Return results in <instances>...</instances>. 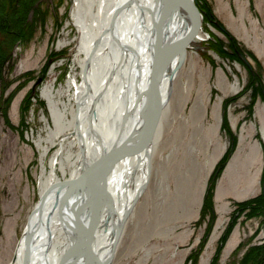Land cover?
Returning a JSON list of instances; mask_svg holds the SVG:
<instances>
[{"label":"rangeland","instance_id":"rangeland-1","mask_svg":"<svg viewBox=\"0 0 264 264\" xmlns=\"http://www.w3.org/2000/svg\"><path fill=\"white\" fill-rule=\"evenodd\" d=\"M204 1L256 59L242 51L240 63L212 50L211 41L218 38L228 45V37L206 19L195 0L202 39L189 40L177 69L151 173L123 223L113 264H212L235 215L217 264H240L252 248L264 244L262 218H248L249 209L239 212L238 205L260 196L263 189L264 0ZM74 8L75 0H0V19L7 26L14 22L18 30L7 34L0 29V43L12 46L11 58L0 70L10 83L4 91L0 83V264L11 263L24 237L42 196L43 168L55 171L56 186L73 180L71 163L76 156L71 161L67 157L81 150L78 144L71 146L73 130L51 142L56 128L42 93L50 85L57 100L78 109L76 86L89 67L81 64L85 54L79 48L81 32ZM20 33V39L11 38ZM254 73L255 86L262 88L258 95L251 86ZM236 82L239 89L234 92ZM224 119L237 147L216 183V219L210 226L209 216L202 219V209L209 179L230 145L229 133L222 128Z\"/></svg>","mask_w":264,"mask_h":264},{"label":"bare ground","instance_id":"bare-ground-1","mask_svg":"<svg viewBox=\"0 0 264 264\" xmlns=\"http://www.w3.org/2000/svg\"><path fill=\"white\" fill-rule=\"evenodd\" d=\"M159 11L157 0H75L73 18L81 32L80 52L85 54L81 64L89 67L82 84L76 86L78 109L71 102L57 100L50 85L42 93L56 128L51 132V142L73 130L71 146L78 144L81 150L76 155L70 152L67 157L71 161L76 156L71 163L73 182L98 168L100 157L107 155L116 141L135 138L133 134L141 125L149 91L157 78ZM191 35L198 41L202 39V20L196 10H178L171 20L160 22L162 49L171 40L188 41ZM181 63L178 56L174 58L160 78L162 109L151 127V135L144 136L136 146V154L124 156L109 172L106 182L93 190L90 214L72 218L71 226L80 233L79 240L83 239L82 245L93 264H113L123 238V223L149 179L151 160L159 147L163 121L170 112L169 99ZM232 89L236 92L239 84L234 83ZM38 144L42 146L41 140ZM55 162L54 158L52 167ZM61 164L65 172L66 165L63 161ZM58 180L54 170L47 173L43 168L40 193L44 195L56 187ZM62 198L51 192L41 210L36 205L29 221L33 236L29 259L26 261L24 236L10 264H72L79 259L60 219Z\"/></svg>","mask_w":264,"mask_h":264},{"label":"water","instance_id":"water-1","mask_svg":"<svg viewBox=\"0 0 264 264\" xmlns=\"http://www.w3.org/2000/svg\"><path fill=\"white\" fill-rule=\"evenodd\" d=\"M160 4V11L158 13L157 25L156 28L159 31L158 37L156 40L155 49L157 50V57L155 64L158 66L157 78L154 85L151 87L149 94L150 99L148 105L146 106V113L141 121V125L137 127L134 132L133 137L122 140L121 142L116 141L112 146L110 152L104 156V154L99 159L98 168L92 171L90 174H86L82 180L77 182L70 181L65 184H60L50 191L41 196L37 207L39 210L42 208V204L48 199V195L51 192H55V195L58 197L63 196L60 206V219L66 231L68 232V237L72 243V250L78 255V260L72 264H93V260L90 258L89 253L86 251L85 246L82 245L84 242L79 240L80 233L72 228L71 222L72 218L74 219L78 215L90 214L93 209L91 197L93 190L98 188L102 183L106 182V177L109 172L113 169L114 165L118 163L124 156H131L136 154V146L141 141L144 136L151 135V127L156 121L158 115L161 112L162 105L160 100V90L159 82L160 78L164 75L170 62L179 57V60L183 63L186 51L188 48V42L191 38L194 39L191 35L188 41L184 39L177 38L171 40L170 44L167 45L166 49H162L163 38L160 36V22L165 18L171 20L172 15L178 10H196L195 0H157ZM170 15V16H169ZM165 17V18H164ZM184 20L183 16H180ZM166 41V39H164ZM181 63V65H182ZM138 141V142H137ZM54 190V191H53ZM35 212V211H33ZM75 215V216H74ZM79 217V216H78ZM30 223V222H29ZM29 226L24 233L25 244H26V261L29 259L30 254V245L32 242V233H29Z\"/></svg>","mask_w":264,"mask_h":264},{"label":"trees","instance_id":"trees-1","mask_svg":"<svg viewBox=\"0 0 264 264\" xmlns=\"http://www.w3.org/2000/svg\"><path fill=\"white\" fill-rule=\"evenodd\" d=\"M197 1H198L197 2L198 8L205 15L206 19L208 21H210L213 25H215L216 27L221 29L226 34V36L228 37V41H229L228 45L225 44L222 40H219L218 38H216V40H214V41H211L210 48L212 50H214L216 53H218L220 56H222L225 59L228 58V59H231L233 61L240 62V63L243 62L242 58L240 57V53H242V51L245 54L247 53L248 55H252L256 59V56L251 51H245V49L240 47V44L237 41V39L234 38L229 32H227V30L224 28V26H222V24L217 21V17L214 15L212 8L207 1H204V0H197ZM5 23H6V21H4L3 19H0L1 31L5 30L4 32H7V34H10V33L14 34L18 31V30H16V26L14 25V22H12L13 24L10 22V26H7V24H5ZM7 34H5V36ZM13 36L15 37V40L18 38L20 39L21 33L18 36L16 34L12 35L11 36L12 39H14ZM25 40L26 39H24L23 41H25ZM5 46L6 45L0 43V70L3 69L2 64L4 63V61L11 58L12 46L11 47H5ZM255 75L256 74L254 73L253 77ZM2 76L3 75L0 71V83H1L2 90L4 91V89H6L10 83H8L6 80H4V77H2ZM252 81L253 82L251 83V86L253 87L254 93L258 95V93H261L260 90L262 88H258L257 86H255V83L258 82L256 79V76H255V79H253ZM254 97H255V95H254ZM228 101L229 100H227L226 104H224V110L226 109V105H227ZM6 115L7 114L4 110L3 116L7 120ZM222 128L229 133L230 145H229L227 151L225 152L224 156L222 157V159L219 161V163L215 167V169H214V171H213V173L209 179L207 194H206L203 209H202V219H206V217L209 216V221H210L209 225L210 226L213 224V222L216 219V215H215V211H214V203H213V197H214L216 183H217L219 177L222 175L224 169L226 168L228 162L230 161V159L233 156V154L236 150V147H237V138L233 134V132L231 131L227 119H224ZM262 187H263V189H262V193L260 196L254 198V199H251L249 201L239 203L238 205L240 208L239 212L243 211L245 209H249V213L246 215L248 218L259 217V218H262V222H264V173H263V177H262ZM237 217H238V215L237 216L235 215L232 218V221H231L229 227L227 228L224 235L222 236V238L220 240V245L218 247V251L216 253L215 258L212 261V264H217L219 254L223 248L225 241L230 236V233H231V231L235 225ZM208 229L211 230V228H208ZM262 262H264V244L252 248L251 252L247 253L244 256V258L242 259L240 264H261Z\"/></svg>","mask_w":264,"mask_h":264}]
</instances>
